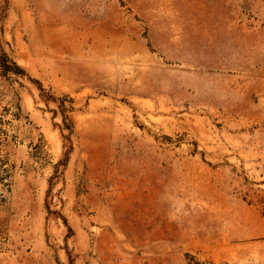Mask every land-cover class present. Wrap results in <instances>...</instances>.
I'll return each instance as SVG.
<instances>
[{
    "label": "rangeland",
    "instance_id": "rangeland-1",
    "mask_svg": "<svg viewBox=\"0 0 264 264\" xmlns=\"http://www.w3.org/2000/svg\"><path fill=\"white\" fill-rule=\"evenodd\" d=\"M0 264H264V0H0Z\"/></svg>",
    "mask_w": 264,
    "mask_h": 264
},
{
    "label": "trees",
    "instance_id": "trees-1",
    "mask_svg": "<svg viewBox=\"0 0 264 264\" xmlns=\"http://www.w3.org/2000/svg\"><path fill=\"white\" fill-rule=\"evenodd\" d=\"M7 169L4 168L2 165H0V172L3 173V172H6ZM3 177H0V180H2ZM1 186V185H0Z\"/></svg>",
    "mask_w": 264,
    "mask_h": 264
}]
</instances>
